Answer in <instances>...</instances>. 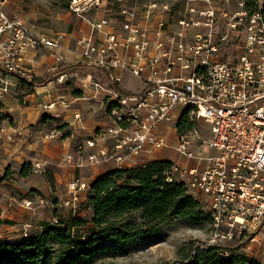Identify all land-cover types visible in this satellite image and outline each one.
Listing matches in <instances>:
<instances>
[{"label": "built area", "instance_id": "built-area-1", "mask_svg": "<svg viewBox=\"0 0 264 264\" xmlns=\"http://www.w3.org/2000/svg\"><path fill=\"white\" fill-rule=\"evenodd\" d=\"M100 1L103 0H70L68 10L98 31L108 20L91 21L84 14ZM185 1L209 6L186 7L190 15L176 18L178 27L174 31L166 28L163 18L154 25L143 22L150 21L157 10L169 11L167 4L146 6L142 18L137 20L133 11L123 9L127 15L121 36L109 31L99 44L93 40V33L79 40L83 57L106 70L113 86L120 80L112 73L118 68L141 78L145 87L137 94L126 95L99 81H91L93 88L110 92L111 124L78 142L69 161L81 167L112 160L116 168H124L145 149L168 146L178 159L165 171L166 179L181 180L189 190L205 197L211 230L202 247L234 237L250 241L261 238L264 242L263 12L241 8L230 13L223 7L218 9L217 16V9L211 5L220 0ZM4 3L0 0L1 91L7 90L11 77L30 78L31 70L23 63L29 50L42 46L56 52L66 37L63 32L54 37L36 34L25 19L8 14ZM220 18L228 20L225 24L229 28L244 24L236 58L214 57L218 42L228 36L227 32L219 34L213 29V22ZM121 47L125 48L123 52ZM56 60H61L58 53ZM88 83L81 81L82 86ZM45 107L50 108L51 104ZM182 115L192 124L190 132L175 127ZM160 123L173 125L176 135L173 142L168 138L170 129L157 133ZM204 124L208 125V132ZM107 139L108 146L104 144L98 151H90L99 140ZM179 158L194 163L187 165ZM41 168L39 162L32 167L35 173ZM89 186L78 178L71 179L67 183L71 196L60 204H72L74 209L79 201L78 191ZM24 204L32 203L24 200ZM222 250L227 254L226 248Z\"/></svg>", "mask_w": 264, "mask_h": 264}, {"label": "crops", "instance_id": "crops-1", "mask_svg": "<svg viewBox=\"0 0 264 264\" xmlns=\"http://www.w3.org/2000/svg\"><path fill=\"white\" fill-rule=\"evenodd\" d=\"M4 1L6 12L21 16L25 19L29 29L36 34L54 37L57 32H63L66 36L60 43L61 48L56 52L38 46L25 54L24 65L31 70L30 76L39 81L31 91L26 92L25 88L19 87L18 78L15 77L10 78L12 84L6 91L0 90V223L13 228L18 222H24L27 225L32 221L33 226L39 228L40 231L42 224L50 222V220L37 222V210L31 206H25L24 200H29L31 203L34 201V204L38 201L39 204H43L44 200L47 203L48 195L52 196V201L69 199L67 183L71 179L87 174L89 175L87 178H90L89 183H91L111 168H116L112 160L103 163L102 166L105 168L102 171L96 166L85 168L76 166L69 161V156L73 154V145L77 141L75 136L88 137L93 130L111 124L108 107L112 106L110 103L113 99L110 97L109 90L83 87L81 81L86 80L89 82L88 84L91 81H99L126 95L139 93L145 87V83L139 77L140 83L133 82L132 76L134 75L116 68L112 73L120 80L113 86L112 82L108 80L109 74L106 70L95 67L83 57V47L78 43L82 37H88L93 33V40L99 44L103 42L105 34L109 31L115 32L118 36L122 35L120 32H116L115 25H111L110 19H107L108 23L96 31L92 30L84 19L81 21L76 18L74 13L70 11L60 13L55 10L52 3L47 2L46 4L43 0ZM218 2L223 5L227 4L226 1L220 0L212 3V6L217 7L215 4L217 5ZM170 14V10L162 12L157 10L151 16L150 21L143 20V22L154 25L156 21L163 18L167 27L170 22L169 18H171ZM102 17L88 18L91 21H98ZM120 50L123 52L125 48L121 47ZM236 51H234L235 53H226L220 49V52L215 53L214 57L218 59L236 58L240 50ZM57 53L61 56V60H56ZM127 54H129L128 51ZM61 76L62 81L60 80ZM1 81L0 79V87ZM49 104H51L50 108L44 107ZM76 104L78 108H74ZM59 112H63L65 119L70 114L80 115L81 112L83 114L82 119H74L73 116L71 120H65L66 127L63 130L58 128L57 130L55 119L59 118L61 114ZM177 112L178 109L175 110V113ZM42 114L53 118L39 122V117ZM172 126L160 123L156 131H158L157 133H161L165 129L174 131ZM175 136V132L174 134L170 132L168 138L171 140L169 141L173 142ZM98 148L99 146H96L93 149L97 150ZM169 151L171 153L168 146L159 149H145L127 167L144 164L155 159H166ZM176 159H178L177 156H175ZM179 160L187 165L194 163L193 160L188 161L184 158H179ZM37 162L44 163V165L41 171L35 173L32 167ZM24 163L30 164L31 170L27 176H20L19 171ZM49 174L53 177L51 185L47 179ZM200 196V200L204 199L203 194ZM85 199V193L80 191L79 200L83 202ZM66 209L68 210L63 212L67 217L74 214L71 206ZM52 210L54 214L58 212L55 211L56 208L52 207ZM87 214L88 210L82 213V215ZM60 217L62 216L60 215Z\"/></svg>", "mask_w": 264, "mask_h": 264}, {"label": "trees", "instance_id": "trees-1", "mask_svg": "<svg viewBox=\"0 0 264 264\" xmlns=\"http://www.w3.org/2000/svg\"><path fill=\"white\" fill-rule=\"evenodd\" d=\"M69 1L53 3L66 10ZM244 1L249 11L257 10L256 0ZM261 10L264 13V8ZM17 78L26 92L39 82L31 76ZM48 118L53 117L42 114L39 122ZM65 127L56 126L59 130ZM175 127L190 132L192 124L182 115ZM171 163L169 159H155L132 167L111 168L90 183L86 199L77 203L88 210L86 218L73 214L64 219L57 215V220L43 223L37 233L0 241V264H94L108 248L127 254L139 240L156 236L172 218L186 219L195 226L210 222V214L185 182L166 179L165 171ZM30 170V164L24 163L19 175L27 176ZM47 179L51 185L52 175ZM79 228L86 232L79 234ZM222 249L219 245L194 247L190 242L186 250L179 249V264H260L236 252L223 257Z\"/></svg>", "mask_w": 264, "mask_h": 264}, {"label": "rangeland", "instance_id": "rangeland-1", "mask_svg": "<svg viewBox=\"0 0 264 264\" xmlns=\"http://www.w3.org/2000/svg\"><path fill=\"white\" fill-rule=\"evenodd\" d=\"M46 4L47 2L52 3V5L55 6V10H58L60 13H65L68 10L60 9L56 4L53 3V0H43ZM156 3L157 6H161L163 4H167L168 7L170 8L171 12V18H169V23L167 25V29L170 31H174L177 29L178 25L176 23V18L179 16H189L190 13L186 9V7H194V8H200L204 9L205 7H208V4H203V3H195V2H186L185 0H103L100 1L99 5H93L90 7L88 10L85 12L86 18L88 17H105V19H110L111 20V25H115L116 32L122 33V24L125 19V16L127 15L124 13L122 10L125 9L126 11H133L135 13V19H141V12L146 9V6ZM256 3L258 5V8L256 11H262L261 9L264 8V0H256ZM213 5V4H212ZM211 5V6H212ZM246 3L244 0H229L227 4L223 5L221 3L215 4L214 7L217 10V16L218 14V9L223 6L227 10L230 11V13L235 12L236 10H241V8H246L245 7ZM95 6V7H94ZM93 8V9H92ZM186 9V10H185ZM247 9V8H246ZM71 12V11H70ZM263 12V11H262ZM73 13V12H71ZM76 15V18L79 20L83 21V18H81L79 15L74 13ZM139 15V16H138ZM19 16V15H17ZM88 16V17H87ZM264 16V13H263ZM21 17V16H19ZM102 17V18H103ZM22 18V17H21ZM23 19V18H22ZM89 19V18H88ZM204 20V19H202ZM228 20L225 18H220L217 19L216 21L213 22L212 26L213 29H217V32L219 34L227 32L228 36L225 41L218 42V51L220 52V49L224 50V52H234L235 50H240L242 40H243V35H244V24L237 25L235 28H229L225 23H227ZM26 23V22H25ZM27 25V24H26ZM88 25H90L88 23ZM87 25V26H88ZM64 30V29H63ZM236 51V52H237ZM235 53V52H234ZM233 58V57H232ZM62 81V80H61ZM132 81L140 83L138 77L132 76ZM12 84V81H10ZM142 83V82H141ZM143 84V83H142ZM85 87V86H83ZM86 87H93L92 84H87ZM93 102V101H92ZM94 103V102H93ZM77 104L75 105L74 108L76 107ZM94 106V104H93ZM45 107V105H44ZM91 108V107H88ZM61 113L58 119H55L56 121V126L57 125H62L65 124V120H71L72 117L74 116V119H82V112L81 114L76 117V114H70L69 117L65 119V115L63 112ZM201 124H203L201 122ZM205 125V130L207 132L209 131L208 125ZM109 126V125H107ZM105 126V127H107ZM55 127V126H53ZM52 127V128H53ZM104 128V127H102ZM102 128H97L93 130L89 136H75V140L77 141L73 145V154L74 149L76 144L79 142H83L86 138L93 137L98 130ZM57 129V128H56ZM58 130V129H57ZM171 133L174 134V131L171 130ZM80 139V140H79ZM169 140H171L169 138ZM108 142H110L109 139L107 140H99L96 144V146H99L97 150H94L93 148L96 147L94 146L93 148L90 149V151H98L101 146L109 145ZM211 152V151H210ZM206 154L208 152H205ZM166 159L169 160H175V156L170 153V151L167 153ZM109 161V160H107ZM107 161H101L98 163L94 164H85L82 167H90V166H96L97 168H101L100 171H102L105 167H103V163ZM44 165V163H41ZM42 169V168H41ZM41 169L39 171H41ZM37 171V172H39ZM52 171V170H51ZM38 175V174H37ZM89 175L83 174V177H78V179L83 180L87 183H89L90 178H87ZM90 185V183H89ZM80 191L84 192L85 195L87 196L88 189L85 190H79L78 191V199L80 196ZM68 192V191H67ZM189 192L194 195L201 203L202 207L204 210H206V205L201 198V194L197 191L194 190H189ZM69 193V192H68ZM71 196V194H70ZM47 203H45V200L42 202L43 204H39L38 201L34 204V201L32 204L29 206L35 208L37 210L36 214V220L38 221H43L49 219L50 221H55V217L57 215H61L64 219L67 217L66 214L63 212L67 207L71 206V210L75 211L74 215H79L86 218L87 215H82V213L85 212L84 206L82 204L78 206L77 201L74 204V209L72 204H67V205H62L60 204L61 201L58 199L55 201H52V196L48 195L47 197ZM205 199V197H204ZM66 199H63L65 201ZM31 202V201H30ZM81 202V201H80ZM24 204V202H23ZM25 205V204H24ZM26 206V205H25ZM28 207V206H27ZM53 208H56L55 211H58L56 214H54V211L52 210ZM207 211V210H206ZM19 219H22L21 217H18ZM34 221V219H33ZM34 223L31 221L27 223V225L23 223H19L16 225V227L10 228L4 226L2 223H0V241L2 239H15L16 236H22L27 235L28 233H37L39 228H35L33 226ZM210 222L203 223L200 226H195L191 222L187 221L186 219H179V218H172L168 220L165 224L162 225L160 231L156 234V236H152L147 239H142L139 240L125 255H120L115 253L112 249H105L104 252H102L97 259L95 260L94 264H163V263H168V264H179L181 258V254L178 252L181 247L187 249L188 245L190 242L193 243L194 247H202L205 245L206 241L209 238L210 235ZM79 234L82 232H86L85 228H79ZM259 241H250L249 238H239V237H234L233 239H230L228 241L220 242L219 245L223 249H227V254L224 253L223 250H221V255L223 257L230 256V252H236L240 253L243 255H246V257H250L254 260H256L260 264H264V242H262V239L259 238ZM205 247V246H204Z\"/></svg>", "mask_w": 264, "mask_h": 264}]
</instances>
